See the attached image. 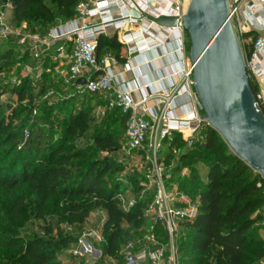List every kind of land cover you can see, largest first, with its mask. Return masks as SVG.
<instances>
[{
    "label": "trees",
    "instance_id": "1",
    "mask_svg": "<svg viewBox=\"0 0 264 264\" xmlns=\"http://www.w3.org/2000/svg\"><path fill=\"white\" fill-rule=\"evenodd\" d=\"M54 1L65 23L76 17L82 0ZM6 2L12 3L17 21L31 22L32 34L43 37L53 29L48 28L47 22L39 29L33 27L42 18L46 21L52 18L48 12L35 14L36 7L44 11L39 0H0V7ZM187 39L190 53L188 34ZM122 47L116 36H102L98 56L103 58ZM31 58L28 46L12 39L2 43L0 74L12 64H29ZM116 60L126 59L116 56ZM250 81L257 94V86ZM28 82L24 80L22 85L13 87L20 101L29 97ZM44 91L45 86L39 95ZM5 94L0 83V99ZM34 96L37 95H30L31 101ZM100 97L105 99L108 110L117 114V123L125 137L128 116L120 109H110L103 94H81L76 87H70L59 102L45 103L41 109L35 104L20 109L6 107L2 112L0 106V236L12 227L14 237L18 236L20 228L30 219L44 224L43 236L25 233L22 242L6 243L20 251L24 264H65L59 259L61 253L79 243L76 235L79 226L85 225L96 210H103L107 216L105 226L110 232L104 233V244L111 255L128 240L136 249L145 243L144 231L149 232L150 228L144 226L150 212H153L150 227L154 225L156 188H148L150 181L146 177L133 179L136 202L126 209L120 174L123 166L115 161L122 147L103 127L96 130L93 139H88L93 119L84 105ZM55 112L59 115H54ZM162 142L172 146L163 155L162 149L158 151L167 189L171 193L176 189L175 193L189 201V206L178 202L177 207L194 206L197 211L192 219L179 222L177 263L264 264V240L252 219L264 204V187H258L259 183L264 184L261 175L235 155L208 124L199 128L192 145L180 133H173ZM103 153L113 157L103 158ZM138 154L144 162L145 155L141 152L125 156ZM199 165L206 167L207 172L201 173ZM59 225H67L71 230L61 231ZM151 236L164 245L169 239L162 224L155 226L148 237Z\"/></svg>",
    "mask_w": 264,
    "mask_h": 264
},
{
    "label": "built area",
    "instance_id": "2",
    "mask_svg": "<svg viewBox=\"0 0 264 264\" xmlns=\"http://www.w3.org/2000/svg\"><path fill=\"white\" fill-rule=\"evenodd\" d=\"M228 3L229 20L248 77L258 88V107L264 113V0ZM76 13L74 19L57 25L45 36L28 35L19 43L30 48L36 62L55 48L57 57L67 65L66 70L58 72L65 86L76 87L81 94H103L110 109H120L128 116L122 151L127 156L144 153L146 162L151 164L147 179L156 188L152 232L157 224H162L173 240L177 224L192 219L197 211L194 206H176L179 201L165 185L158 151L162 141L173 133H180L188 142L194 141L199 128L208 124L194 90L182 0H82ZM162 17L176 19V26H158L154 20ZM109 29L115 30L119 43L126 48L127 62L122 73L113 70L118 61L111 55L98 56L99 39ZM4 30L0 28V38L7 37ZM149 54H155L149 62L137 61ZM152 64L159 65L164 76L147 84L141 81L145 75L139 73ZM28 69L35 73L38 67ZM126 73L134 75L132 83L126 81ZM81 79L86 80L85 85L78 84ZM258 187L263 188L264 184L259 183ZM148 242L153 246L150 264H178L173 243L164 246L152 236ZM124 264H142L134 243L126 246Z\"/></svg>",
    "mask_w": 264,
    "mask_h": 264
},
{
    "label": "rangeland",
    "instance_id": "3",
    "mask_svg": "<svg viewBox=\"0 0 264 264\" xmlns=\"http://www.w3.org/2000/svg\"><path fill=\"white\" fill-rule=\"evenodd\" d=\"M39 3L40 5H42L40 8H43L44 11L36 7L35 14L40 13V15H43L44 12H48L50 13V15H52V18L47 21L42 18V20H40L33 27L39 29L40 25L43 22H47L49 26L48 28H54L57 25L63 23L64 20L60 14L58 3L56 1L39 0ZM189 3L190 0L187 7L184 9L185 13L188 9ZM32 21L34 20L32 19ZM0 28H4V31L7 35V37L0 38V46L2 45V43L10 39L19 42L22 37L35 35L30 32L32 29L31 22L17 21L14 18L13 6L11 2H6L0 7ZM111 56L115 59L116 56H119L120 59L125 58L126 48L122 47L119 50H112ZM56 61H60V59L57 57L56 49L52 48L44 53L41 61L36 62L34 58H31L29 64H12L10 66H7L4 72L0 74V83L4 87V91H6V94L0 99V106L3 108L2 112L6 111V107L9 109L14 107L16 109H20L28 106L31 107L32 105L36 104L38 108L41 109L40 107L42 105H45V103L55 104L59 102L62 99L63 95L69 92L70 87L63 86L62 82L60 81L61 79L58 75L59 71L55 70L56 65L54 64L56 63ZM57 65L59 66V62ZM34 66L38 67V69L35 73H32L28 68ZM24 80H29V84L27 83L29 97L27 96L23 101H20L18 99V96L13 93V87L15 85H22L24 83ZM43 86H45V91L44 94L40 96L39 93ZM32 93L36 94L37 96H34L33 100L31 101L30 95ZM84 107L89 108L90 117L93 119L91 123V130L87 134L88 139H93L96 130L100 127H103L115 136L117 143L123 149L125 145L124 132L121 128H119V125L117 123V114H114L108 110L105 99L103 97H100L98 101L88 102L84 105ZM36 113L37 111H35V115ZM57 114L58 113L55 112L54 115ZM56 117L57 116H54V118ZM22 118L23 116L21 117V119ZM50 121L51 119H49V122ZM43 126L46 125L44 124ZM26 132L27 131H25V136ZM171 148L172 146H169L168 144H164L162 142L160 148L162 149V155L168 152ZM123 153L124 152L122 151L121 153H118L119 156L117 157V159H115V161L117 163H121L123 166V168H121L120 170L122 184L124 187V194L122 195V199L124 207L128 209L136 202L133 179H142L143 177L147 178L152 166L151 164L147 163L145 159L143 162V158L139 154L127 157L125 156V153ZM102 157H113V155L103 153ZM157 159L159 164H163L161 161L162 158H160V154H158ZM198 167L201 173L204 171L207 172V168L203 165H199ZM162 169L164 172V165ZM148 185L149 189H153L155 187V183L150 182V184ZM175 190L176 189H174V193H172L173 196H177V200L179 202L182 201L189 206V201L187 199L179 198L181 197V195H179L177 191L175 193ZM148 216L149 217L146 220V225L144 226V228L146 229L150 228L149 232L148 230L144 231L145 235H147V237H145V242L147 244L149 243L148 236L152 233V228L150 226L152 223L151 217L153 216V212H150ZM252 219L255 220L256 227L260 228L259 237L264 240V204L260 206V208L253 215ZM106 221L107 216L103 210L93 211L87 223L85 225L79 226V230L76 232L79 243L72 247L66 248L61 253L59 259L65 264H123L126 246L133 242H130V240H128L127 243L121 246H117L116 249L112 251L113 255H111L110 249L104 244V237H106L104 233L106 231V233L110 232L109 229L106 230ZM76 227H78V225H76ZM58 228L61 231L71 230V227L67 225H59ZM13 229V227L7 228L0 236V264H24L22 254L12 245H14L15 241L22 242L25 233L43 236L44 224L43 222H40L36 219H30L22 228H20V233L16 237H14ZM178 231H180V223L177 224V232ZM56 234L57 233H55V235ZM176 234L173 240H171V237L168 234L169 239H165V242L168 246L173 243L175 248L177 247ZM6 243H11L12 245L6 246ZM254 263H257L256 260L254 261Z\"/></svg>",
    "mask_w": 264,
    "mask_h": 264
},
{
    "label": "water",
    "instance_id": "4",
    "mask_svg": "<svg viewBox=\"0 0 264 264\" xmlns=\"http://www.w3.org/2000/svg\"><path fill=\"white\" fill-rule=\"evenodd\" d=\"M229 16L228 0H190L184 28L191 44L194 90L204 120L264 179V113L258 107ZM154 22L163 28L176 26L174 18ZM78 84L85 85L86 80Z\"/></svg>",
    "mask_w": 264,
    "mask_h": 264
},
{
    "label": "crops",
    "instance_id": "5",
    "mask_svg": "<svg viewBox=\"0 0 264 264\" xmlns=\"http://www.w3.org/2000/svg\"><path fill=\"white\" fill-rule=\"evenodd\" d=\"M188 2H189V0H182L184 9L187 7ZM115 36H117V35H116V32L114 29H109L107 31L106 37L112 38ZM153 56H155V54L143 55V56H140L137 61L142 62V63H147V62H149V60ZM125 59H126L125 62H118V64L113 66V70L116 73H122L123 72L124 65L127 62V56L125 57ZM58 62H59V66L57 65ZM54 65H56L55 70H58V71H63V70L67 69V65L61 59H60V61H56V63ZM159 69H161V67H159V65H156V64H152V66L148 67V69L144 68L142 73L141 72L139 73L140 75H145L144 79H142L141 81L144 83H147V84L153 83V81H155L158 77L161 78V76H164V72L159 71ZM134 78H135L134 75L131 73L125 74V79L129 83H132ZM152 250H153V246L150 243L147 244L146 242L143 245H140L137 247L136 253H137V256L139 257V259L141 260L142 264H150L149 253Z\"/></svg>",
    "mask_w": 264,
    "mask_h": 264
}]
</instances>
